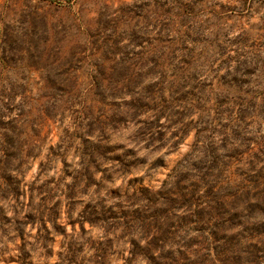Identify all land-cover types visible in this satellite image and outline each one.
<instances>
[{"label": "rangeland", "instance_id": "1", "mask_svg": "<svg viewBox=\"0 0 264 264\" xmlns=\"http://www.w3.org/2000/svg\"><path fill=\"white\" fill-rule=\"evenodd\" d=\"M80 3L81 0H0V82L4 79L5 70L14 74L23 72L20 80L31 77L32 87L35 88L40 83L36 79L40 66L58 56L63 67L59 68L57 75L64 76L60 84L52 75L41 78L44 79L42 87L46 90L31 98L33 107L27 112L20 108L16 117L6 120L3 118L6 113L0 110V148L4 146L8 149L7 159L11 162L20 155L26 142L43 135L46 130L36 127L40 114L51 120L54 101L74 94L85 81L91 85L90 92L96 97L95 103L104 104L106 108L109 105L119 107V99L106 101L100 88L102 83H110L119 91L121 82L128 81L125 87L131 91L132 85L141 79L161 73V80H150L141 89V95L124 101V104L141 117L145 116V110L152 113L159 109L157 122L171 110V114L177 117L175 122L180 123L183 119L185 123L182 126L187 128L177 149L182 145L188 151L183 155H179L178 151L167 153L172 161L168 166L157 157L160 170L151 182L159 187H149L144 177L132 176L128 185L135 184L136 187L130 195L122 193L119 188L110 189L107 196L118 201L123 199L127 205L120 206L118 213L101 200L95 204L91 200L85 202L83 212L86 215L83 223H75L76 230L83 235L89 230L94 231L102 223L112 222L117 231L127 228L139 230L142 237L149 235L150 239L144 245L136 240L129 242L128 250L137 258V264H264V228L259 229L251 223L254 219L249 210H236L232 205L235 196L254 193V179L250 177L254 172L248 176L242 173L247 171L250 161H256L254 153L259 152L260 147L264 151V87H261L264 81L259 75V60L255 55H247L251 49L264 48V40H260L259 36L253 39V32L240 40H233L229 52H221L216 46V55L225 56L233 70H239L241 65L251 66L244 67L239 76L226 75L221 67L218 80L201 79V67L213 47L206 37L199 35L206 30L199 17L205 11L203 6L208 0H172L171 3L169 0H133L132 4L117 3L118 16L110 17L105 11H100L87 21L79 15L81 8L74 10V6ZM224 8V5L220 6L221 11ZM207 11L215 16V23L226 22L215 9L208 8ZM227 11L228 20H231L232 9ZM204 19L207 21L209 17ZM109 29L112 32L123 29L133 47L121 49L120 34L115 37L111 33L103 35ZM102 47L104 51H101ZM121 52V63L108 64L112 55ZM94 55L96 58L91 59ZM223 63L220 61L216 66L220 67ZM144 64L150 65L146 72L136 71ZM106 66L111 71H107ZM89 69L94 70L90 78ZM32 73L35 76H31ZM169 76L175 79L169 82ZM10 85L11 92L7 93L10 97L19 94L17 88L25 94L30 91L26 83L13 85L10 81ZM168 87L171 91L165 96L162 93ZM0 94H4L2 88ZM95 103L90 110L98 112L100 110ZM16 107L19 105H4L8 113ZM33 110L37 116L29 119ZM83 114L85 117L88 115ZM112 119L119 123L126 117L113 116ZM88 123L91 125L93 121ZM29 132L30 136L27 135ZM47 134L50 136L52 131L47 130ZM86 140L87 137L81 142ZM111 151V146L104 150ZM113 161L121 162L119 156H111L107 160L109 163ZM62 163L67 165L68 162ZM203 172L217 176L206 177L208 183L218 181L210 187L202 182L196 196L188 194V189L180 190V186H190V178L202 179ZM9 175L10 179L6 180L0 173L7 186L0 190V194L6 199L12 189L10 186L14 184L19 194L12 195L19 200L24 193L17 186L19 182L14 183L15 178ZM108 178L111 179V174ZM86 179L94 190L99 187V182L91 175H87ZM213 186L217 193H222L223 202L224 199L227 201L224 204L227 211L215 212L211 208L214 205L213 196H217L208 194ZM225 194L228 195L224 198ZM28 203H31L30 194ZM235 213L241 216V223L231 220ZM55 214L58 218L59 213ZM25 219L30 224L37 218L27 212ZM39 219L42 222L44 217ZM10 223L12 217L0 204V228ZM67 223L72 227L74 222L68 220ZM19 224L17 220L18 236L23 240L24 229L19 228ZM43 226L46 229L45 238L54 241L55 237L47 231V225ZM54 231L62 236L65 229L56 224ZM88 241H91L90 237L84 243L69 241L65 255L67 264H86V261L109 264L110 250L111 254H115L112 236L109 235L106 242ZM86 245L97 251L91 257L81 256L77 261V255L84 251ZM46 254L48 257L60 255L57 249H46ZM29 255L22 252L20 259ZM16 259L8 258L12 262ZM49 264L52 262L49 261Z\"/></svg>", "mask_w": 264, "mask_h": 264}, {"label": "clouds", "instance_id": "2", "mask_svg": "<svg viewBox=\"0 0 264 264\" xmlns=\"http://www.w3.org/2000/svg\"><path fill=\"white\" fill-rule=\"evenodd\" d=\"M171 2L172 0H169V3ZM117 3L132 4L133 0H93V2L81 0L80 4L74 6V10L76 7L81 8L79 15H82L86 21L90 17H95L100 11H105L110 17H115L119 15ZM221 5L225 6L224 11L220 10ZM203 7L205 11L199 17V21L205 24L206 30L201 31L199 35L206 37L207 42L213 47L210 49V56L205 59L201 67L203 76L200 78L218 80L221 67L224 68L226 75H242L243 68L251 64L241 65L239 70H233L225 56L216 55V46H219L221 52H229L233 40H240L253 32L255 33L252 36L253 39L259 36L260 40H264V0H208L207 5ZM208 8L215 9L226 22L215 23L216 18L207 11ZM228 8L232 9L231 20H228ZM206 16L209 17L207 21L204 19ZM109 33L113 37L120 34L119 47L121 49L133 47L130 37L123 29H117L116 32L109 29L103 35ZM101 51H104L103 47ZM121 55L122 52L112 55L108 64L121 63ZM247 55H255L259 60V75L264 81V48L251 49ZM95 58L94 55L91 59ZM220 61L224 63L217 67ZM252 62L254 63L255 60ZM237 63L239 64L240 61L237 60ZM60 67L63 65L59 56L50 62L43 63L39 68V77H36L40 83L35 88L32 87L31 77H27L24 81L20 80L19 77L24 74L23 72L14 74L5 70L4 79L0 82V88L4 93L0 94V110L6 113L3 118L7 120L16 117L20 108H24L26 112L32 109L31 98L38 97L41 91L46 90L42 87L44 79L41 78L52 75L57 84L64 81V76L57 75ZM149 67L150 65L144 64L143 67H137L136 71L146 72ZM106 70L111 71L107 66ZM91 71L94 70L89 69V78ZM31 76H35V73ZM161 79V73H155L148 79H141L133 84L131 91L125 87L128 81L121 82L118 86L119 91L110 83H102L100 88L106 101L119 99L121 102L119 107L109 105L107 108L104 104L95 103L96 97L90 92L91 85L85 81L84 84L78 86L74 94L70 93L69 97L54 101L51 120L44 117L42 113L40 114L36 127L38 130L45 129L46 131L43 135H37L31 141L26 142L20 155L12 159L11 166L7 168L11 176L15 178L13 182H19L17 186L24 195L17 200L10 191L6 199L3 194H0V204L3 205L6 214L12 217V223L4 224L0 228V264H28L29 261L33 264H49V261L52 264H67L65 255H67L69 241L84 243L90 237L91 241L106 242L109 235L113 238L115 249V254H111L110 250L109 264H137V258L128 250L129 242L136 240L144 245L150 239L149 235L142 237L139 230L127 228L117 231L112 226V222L102 223L94 231L89 230L82 235L76 230L75 223H83L86 215L83 212L84 203L89 200L93 204L101 200L105 206L111 205L112 210L117 213L120 211V206L126 207L123 199L118 201L116 198H110L106 193H109L112 188H119L122 193L127 192L130 195L136 187L135 184L128 185V180L132 176L144 177L149 187H159L158 184L151 182L160 170V165L156 163L157 157L163 159L165 165L168 166L172 161L167 153L178 151L179 155H183L185 151H188L182 145L177 149L187 128L182 126L185 123L183 119L180 123L175 122L177 117L171 114V110L157 122L159 109L152 113L145 110V116L141 117L138 112L124 104V101L141 95V89L150 80ZM174 79V77H168L169 82ZM10 81L13 85L26 83L30 89L29 93L20 92L17 88L19 94L10 97L7 94L11 92ZM261 87H264V83ZM169 91L171 87H168L162 94L167 96ZM92 103H95V107L100 111H91ZM5 104L19 105V107L8 113L4 108ZM83 113H88L87 117ZM35 116L37 113L33 110L29 119ZM113 116H125L126 120L117 123L112 119ZM89 120L93 121L91 125L88 123ZM47 130L52 131L50 136ZM27 135L30 136L31 133ZM85 137L87 140L82 143ZM109 146L112 151L104 152ZM2 156L3 153L0 152V157ZM111 156H119L121 162H107ZM63 161H67V165H64ZM125 165L129 166L125 167ZM109 174H111V179L108 178ZM87 175H91L99 182V187L95 190L89 186ZM6 188L3 178L0 177V190ZM29 194L30 204L28 203ZM57 201L60 203L57 204ZM99 211L97 208V213ZM27 212L33 213L37 218L35 222L29 224L26 221L25 213ZM55 213H59L58 218ZM41 216L44 217L42 222L39 219ZM17 220L20 221L19 228L24 229L23 240L18 236ZM68 220L74 222L72 227H69ZM26 224L27 227H25ZM45 224L47 231L55 237L54 241L45 238L46 229L43 226ZM56 224L64 227L65 232L62 236L54 231ZM46 249H57L60 255L54 254L48 257ZM95 251L97 249H89L86 245L84 251L77 255L76 260L79 261L81 256L91 257ZM22 252H28L30 255L22 260L20 259ZM9 257L17 259L12 262L8 260ZM86 264H94V262L86 261Z\"/></svg>", "mask_w": 264, "mask_h": 264}, {"label": "trees", "instance_id": "3", "mask_svg": "<svg viewBox=\"0 0 264 264\" xmlns=\"http://www.w3.org/2000/svg\"><path fill=\"white\" fill-rule=\"evenodd\" d=\"M7 150L8 149L4 146H1L0 148V151H2L3 153V156L0 157V173L2 177H4L6 180L10 179V175H9L10 173L7 171V168L11 166L10 160L7 159ZM254 156L256 158V161L253 162L250 161L247 171L242 173L243 175L248 176L249 173L254 172V174L250 176L251 178L254 179V180L252 179L253 181L251 180L252 182H254V188H253L254 193L251 195L246 193L245 195H240L237 197L235 196L236 199L234 200L232 205L236 210L239 209L240 211L249 210L252 213V219H254V222L251 223H253L254 226H258L259 229H263L264 228V151L263 149H261L260 147L259 152H255ZM260 165H262L261 168H258V166ZM202 175H204L202 179L190 178L188 180L191 181L190 186L187 187L180 186V190L184 191L185 189L186 190L188 189L189 190L188 194L192 196H196L198 190H201L200 187H202L201 185L202 182L208 185V187H210L212 186L211 184L214 183V181H218V180H212L208 183L207 181H205L206 177L208 176L217 177V176H214L212 173H206V172H203ZM10 188H12L11 190H9L11 194H16V195L19 194V189L16 188L14 184H12ZM217 192L218 190H216L215 186L211 187L208 191V194L210 193L213 195L217 194V196H213L214 205L211 206V208L214 209L215 212L227 211L226 207L224 206V204H227L226 203L227 201L224 199L223 202L222 193L220 194ZM227 195L228 194H225L224 198ZM240 219L241 216L238 215L237 213H235V215L231 218L233 222L234 220H237V223H241ZM252 262H254V260H252Z\"/></svg>", "mask_w": 264, "mask_h": 264}]
</instances>
